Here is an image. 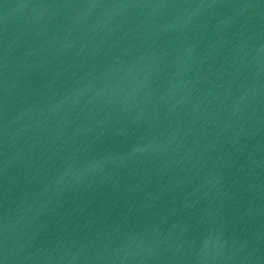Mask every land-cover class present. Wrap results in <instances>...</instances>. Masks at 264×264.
Wrapping results in <instances>:
<instances>
[{"label": "water", "instance_id": "water-1", "mask_svg": "<svg viewBox=\"0 0 264 264\" xmlns=\"http://www.w3.org/2000/svg\"><path fill=\"white\" fill-rule=\"evenodd\" d=\"M0 264H264V0H0Z\"/></svg>", "mask_w": 264, "mask_h": 264}]
</instances>
